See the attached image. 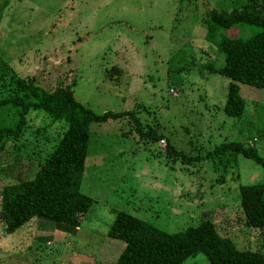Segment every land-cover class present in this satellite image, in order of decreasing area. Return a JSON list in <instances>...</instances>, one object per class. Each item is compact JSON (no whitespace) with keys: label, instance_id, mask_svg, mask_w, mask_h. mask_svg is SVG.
<instances>
[{"label":"rangeland","instance_id":"obj_1","mask_svg":"<svg viewBox=\"0 0 264 264\" xmlns=\"http://www.w3.org/2000/svg\"><path fill=\"white\" fill-rule=\"evenodd\" d=\"M247 2L0 0L4 82L14 76L47 90L66 86L95 113L131 110L140 123L138 128L124 116L90 126L80 190L93 204L81 225L61 224L64 241L49 246L37 242L44 230L33 221L12 234L0 223V264H116L124 242L107 231L119 211L168 233L210 218L239 248L264 252L260 231L243 226L238 189L264 184V168L242 154L226 170L230 153L192 162L181 155L203 156L236 141L264 158V89L240 84L244 112L228 117L223 106L229 79L202 68L223 65V54L205 39L207 11ZM255 31L232 26L219 29L217 38ZM9 93L0 87V97ZM63 128L42 111L28 114L23 132L0 151V193L3 185L34 173ZM183 264L211 263L199 253Z\"/></svg>","mask_w":264,"mask_h":264},{"label":"trees","instance_id":"obj_2","mask_svg":"<svg viewBox=\"0 0 264 264\" xmlns=\"http://www.w3.org/2000/svg\"><path fill=\"white\" fill-rule=\"evenodd\" d=\"M202 23L206 25L205 39L223 54V65L217 67L214 62H207L202 68L229 79L223 112L228 117L240 118L246 103L240 84L264 89V0H248L230 11L210 9ZM232 26L257 28V31L246 38H217L219 29ZM5 69L0 65V87L8 88L10 93L0 97V151L7 139L14 140L23 132L31 111L46 113L51 121L63 122L64 128L31 176L3 185L0 223L4 233H15L31 221L34 225L37 219L78 228L93 204V199L80 190L90 126L124 116L136 120L135 115L131 110L97 114L77 101L66 86L47 90L35 84L32 78L14 76L4 82ZM136 122L139 128L140 123ZM139 134L158 140L155 134L143 130ZM228 153L232 156L225 161L224 170L236 162L239 154L264 168V158L254 146L236 141L224 142L203 156L181 155L184 161L192 162ZM238 189L243 226L259 230L264 238V184H241ZM107 236L124 242L116 264H183L199 253L211 264H264V252L239 248L232 238L218 231L210 218L182 231L168 233L119 211Z\"/></svg>","mask_w":264,"mask_h":264},{"label":"crops","instance_id":"obj_3","mask_svg":"<svg viewBox=\"0 0 264 264\" xmlns=\"http://www.w3.org/2000/svg\"><path fill=\"white\" fill-rule=\"evenodd\" d=\"M37 226L39 229H43L44 231H40V232H44L43 235H39L37 236V242H43L46 241V245L52 246L56 243V240H60V242H63L64 238H65V234L64 232H62V228H60L59 226H55L54 223L51 224H47L46 222H43L41 220H37L36 221ZM53 224V225H52ZM38 229V230H39ZM3 234V233H1ZM0 234V236H2Z\"/></svg>","mask_w":264,"mask_h":264}]
</instances>
